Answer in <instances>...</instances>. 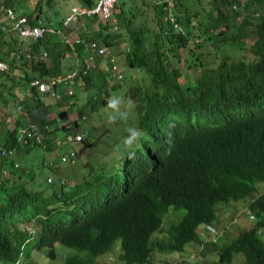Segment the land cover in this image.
Segmentation results:
<instances>
[{
    "label": "trees",
    "instance_id": "trees-1",
    "mask_svg": "<svg viewBox=\"0 0 264 264\" xmlns=\"http://www.w3.org/2000/svg\"><path fill=\"white\" fill-rule=\"evenodd\" d=\"M53 1L0 0V60L6 64L0 70V264L54 260L56 243L86 252L67 255L62 264H96L95 256L107 252L115 240L120 252L110 264H149L156 252L181 251L192 264H264V192L259 190L264 184V111L238 114L264 102V0H194L198 8H191L193 2H185L189 0H117L108 20L82 16L76 23L79 37L123 54L131 76L142 77L120 85L123 76L111 75L108 58L93 55L96 67L81 82H71L72 96L66 87L55 85L60 96L50 98L35 87L27 90L28 83L72 69L66 60L74 59L73 51L82 60L81 46L74 44L72 51L57 34L20 40L6 10L32 25L43 22L44 5ZM168 7L177 30L163 21ZM65 14L60 11L53 21L56 27ZM247 43L251 60L216 58L202 50L205 44L244 49ZM191 67H197V75L181 83L182 71ZM82 83L91 92L76 107ZM18 84L17 96L13 88ZM115 89L133 107L139 133L133 146L121 150L115 163L111 158L109 164L88 165L73 184L61 170L56 184L46 183L45 175L38 178L33 168L39 172L45 167L51 176L57 171L61 144L91 145L82 134L74 142L65 138L73 137L82 124L89 136L96 128L91 126L93 114L107 106ZM46 97L54 104L44 106ZM65 107L76 115L69 121L70 130L55 116V110ZM39 113L48 117L36 121ZM60 129L65 137L57 145L54 136ZM38 131L42 138L36 140ZM32 149L41 158H35L25 180L23 154ZM238 200L248 201L247 216L254 224L219 243V207ZM178 209H183L182 216L163 228V217ZM32 223L37 228H29ZM157 231L161 235H154ZM207 252L212 259L205 258ZM34 253L40 256L35 259Z\"/></svg>",
    "mask_w": 264,
    "mask_h": 264
},
{
    "label": "rangeland",
    "instance_id": "rangeland-1",
    "mask_svg": "<svg viewBox=\"0 0 264 264\" xmlns=\"http://www.w3.org/2000/svg\"><path fill=\"white\" fill-rule=\"evenodd\" d=\"M187 4H190L191 2H193L192 4H190L191 8H198V5L195 4L194 0H189V1H185ZM61 5V9L60 5ZM81 3V0H62L61 2L59 0H54L50 5L46 6L44 5V13L47 15L45 16V18L43 16H41L44 21L46 22H51L53 23V21L57 18L60 17V11L63 13H66L67 9L69 6L71 5H78ZM43 21V22H44ZM88 28L90 27L89 24H87ZM80 26L76 25L72 30L68 31V33L70 35H75L77 33L81 34L80 31ZM96 28L97 26H94V33H96ZM192 46V44H190ZM190 46V47H191ZM192 48V47H191ZM203 51L208 52L210 54V56H215L216 58L222 57V56H227L229 58L235 59L237 57H242L245 60H251L253 58V56L251 55L250 51L248 50V43L245 45L244 49H239L237 46H224L221 47V45L218 48H215L209 44H205L204 47L202 48ZM113 52V51H112ZM88 53H92V52H88ZM115 59L117 60V64H118V70L119 73L122 74V80L119 82V84H135V80H140L142 75H136V79H134L131 74L132 71L127 69L125 67V65L123 64V54H115L113 52ZM179 56H181V54H179ZM182 57H180L181 60ZM66 62L68 64H71L73 61L72 59H67ZM180 67H182L181 64H179ZM198 73V69L191 67L188 70H183L182 71V75L178 78V80L181 83H185L188 79H192V77L194 78ZM113 84V83H112ZM115 84V83H114ZM129 84V85H130ZM82 86L80 87V91L78 92L77 98L74 100V104L76 105V107H78L80 104H82V101H84L85 97L91 92V87L85 86L83 83L81 84ZM123 86V85H122ZM20 86L18 84V88L17 86L13 88L15 94L20 95L21 91H19ZM117 89H115L114 91H111V97L115 96L116 94L119 95L117 97H120L122 100V103L120 105V111L122 113L125 114V119H120L117 120L116 122H111L108 118V112H111L110 109L106 107H100L98 110V113L96 112L95 114H93L92 116V125H95L96 128L92 129L90 131H88L87 133H90L89 136H86L85 133V129H84V124L76 127L74 129L75 131V135H84L82 137V139H85L87 141H85V143L91 141V145L89 146H85L81 143H76L73 144V148L70 147V145H64L65 143L61 144V148L60 151L63 152L62 155L67 156L69 151L74 149V157H72L69 161H67L65 164L59 165L57 168V171L54 173L53 171H51L52 173V182L51 184H56L58 182H56V180L58 179L57 177V172L59 170V173H61V176L66 175V177H69L70 180L72 181H68L69 183L73 184V182L75 180H78L80 175L83 174V172L86 171V169L88 168V165H92L94 167L99 166L101 163L103 164H109L108 162L112 159V162L115 163L117 157H120V155H123V152H121V150L125 149L124 144L122 143L124 140V134L127 135L128 129L132 128L134 129V123H135V116H133V107L131 104V101L125 97L122 94V90L116 92ZM115 94V95H114ZM3 95L7 96L6 91H3ZM51 99L47 98L44 99V106L47 105H52L54 103H50ZM260 107L264 108V102L260 103V104H256L254 106H248L243 108L242 110H240L238 112V114H244V113H248L250 111H254L259 109ZM41 112V111H39ZM55 116L57 118V121L60 123H64V128H68V130H70V122L69 121H73L75 119V112L73 110L69 111L68 108H64V109H59V110H55ZM104 114V115H103ZM41 113H39L38 117H36V121L39 120ZM42 115L44 116V118L48 117L47 113H42ZM99 115V116H98ZM92 130H95V132H93ZM65 134V129H60L59 131L56 132L54 138L59 142L62 138H64ZM82 134V135H81ZM98 136H101L99 138V140L97 139ZM81 139V138H80ZM121 152V153H120ZM32 155H34L36 158L40 159L41 158V152L38 149H32L31 150ZM120 153V154H119ZM32 161V160H31ZM28 159H25L24 162L27 166V162H31ZM116 165V164H115ZM61 167V168H60ZM46 168H41L39 169V172L37 170H35L33 168L34 174L36 172V175H38V178L41 177V175H43L46 172ZM72 172V173H71ZM76 173H80L79 175L76 176ZM68 175V176H67ZM65 177V176H64ZM264 187V184H262ZM260 186V184H256V187L258 188ZM263 187L261 186L259 188V190H261L260 192H264ZM255 194V193H254ZM248 201H246L247 203ZM243 200H238L236 202L233 203V205L228 204L227 206L223 207H219L220 208V222L216 225V228L218 231H220V235L218 236V242L220 243L222 240L227 239L231 240V238H233L238 232L249 228L251 225L254 224V220H251L248 218L247 216V211H246V203L243 204ZM168 210H171V208H169ZM174 213L172 212H167V214L165 215V220L163 217L162 220V224L163 228H165L169 223L168 221L175 219L173 221H177L183 214V209H178L177 211H174ZM225 213H227L225 215ZM177 216V217H176ZM171 221V222H173ZM170 222V223H171ZM168 223V224H167ZM20 226H22L20 224ZM29 228H37V224L36 223H32L31 225L28 226ZM30 230V229H29ZM214 230V229H213ZM199 231V230H198ZM154 235H161L160 231H157L154 233ZM225 243V242H224ZM188 246V245H186ZM185 246V247H186ZM205 247V246H204ZM54 250H55V259L54 260H49V259H45L41 262V264H62V260L65 256L67 255H74V254H78L81 256H86V252H79L76 251L75 249L72 248H68L64 245H61L59 243H56L54 245ZM204 250V249H203ZM202 250V252H203ZM118 251L120 252V248H119V242L118 240H115L110 249L100 255H96V259L95 261L97 262L96 264H110V263H114L117 260V255H118ZM35 252V251H34ZM201 252V253H202ZM178 253H171V254H166V253H154V255L151 258V261L149 264H192L188 261L190 260H186L184 258V256L181 254L183 253V251ZM200 253V254H201ZM205 256V258L207 260L212 259V253L207 252L203 254ZM40 255L38 253H34V258L37 259ZM203 263H205V261H202ZM35 264H39V263H35ZM94 264V263H93Z\"/></svg>",
    "mask_w": 264,
    "mask_h": 264
},
{
    "label": "built area",
    "instance_id": "built-area-1",
    "mask_svg": "<svg viewBox=\"0 0 264 264\" xmlns=\"http://www.w3.org/2000/svg\"><path fill=\"white\" fill-rule=\"evenodd\" d=\"M116 1L117 0H96L91 5H85L81 3L78 5H72L68 8L66 14L62 17L59 27H56L51 22H42V21H37L36 23L29 25L24 16H15L10 9L6 10V16L12 20L11 29L12 31L16 32L17 37L20 40L25 41L26 38L36 39L38 37L43 36L44 34L60 35L63 43L67 44L72 51L74 44H80L82 53L93 51L95 55L107 56L108 63H110L109 67H110L111 75L115 76L116 78H120L121 74L118 72V68H117L118 64L110 48H108L105 45H100L96 43V41L93 39H85L79 37L76 34L72 36L68 33V31L72 30L75 27L76 23L80 20V17L82 16L84 17L96 16L102 22L108 20L111 17V8ZM163 21L168 22L173 29L176 30L179 29V25L176 22V17L169 7L165 11ZM15 54H16L15 52H11L10 56ZM42 55L45 57V52L42 53ZM73 55L74 58H77L75 57L76 56L75 51H73ZM5 67L6 64L4 63V61L0 60V70H2ZM95 67H96V63L94 61L93 55L92 53H88L86 58H84V60H80L79 63L74 68L64 72L63 74L52 75L48 78V80L45 81L40 79H32L28 83L27 90H29L30 87H35L38 92L48 93L50 98H58L60 95L55 93L54 86L62 85L67 88L66 94L68 96H72L73 91L70 88L71 82H73L74 84L81 82L82 78L85 75L89 74ZM71 101L72 100H69L70 103ZM31 127L34 128V126ZM18 131L20 133H25L22 127H20ZM28 133L30 132L27 131L26 134ZM34 138L36 140L42 138L39 131L38 133H36V136ZM80 138L81 136L78 134L74 135L73 137L67 136L65 138V142H74L80 140ZM55 143L57 145H60V142H58L57 140L55 141ZM1 154H3V152H1ZM73 156H74L73 150L69 151L67 156L64 155L58 156L57 166L64 164L69 158ZM52 164L53 163L49 161L47 164L48 168H50ZM45 181L46 183L52 182V176L51 175L46 176ZM205 228L214 235V231L210 226H205Z\"/></svg>",
    "mask_w": 264,
    "mask_h": 264
},
{
    "label": "clouds",
    "instance_id": "clouds-1",
    "mask_svg": "<svg viewBox=\"0 0 264 264\" xmlns=\"http://www.w3.org/2000/svg\"><path fill=\"white\" fill-rule=\"evenodd\" d=\"M94 40V39H93ZM102 45V44H100ZM106 46V45H105ZM109 48V47H108ZM111 50V49H110ZM112 51V50H111ZM113 53V52H112ZM114 55V54H113ZM98 56V55H97ZM100 57V56H98ZM104 57H107V56H104ZM108 58V57H107ZM105 62L108 63V60H106ZM117 62V60H116ZM109 70H110V67H109ZM121 74V73H120ZM122 76V74H121ZM121 78V77H120ZM122 103V100L120 97H117V96H113L112 98L109 99L108 103H107V108L111 110V112L109 113V120L111 122H116L117 120H120V119H125V114L122 113L120 111V105ZM262 103V102H261ZM260 104V103H259ZM254 111H264V108L260 107L259 109L257 110H254ZM128 132H129V135L124 139L123 141V144H124V147L126 149H130L133 144L138 140L139 138V133L136 129H132V128H129L128 129ZM46 178V177H45ZM207 226V225H204V227Z\"/></svg>",
    "mask_w": 264,
    "mask_h": 264
},
{
    "label": "crops",
    "instance_id": "crops-1",
    "mask_svg": "<svg viewBox=\"0 0 264 264\" xmlns=\"http://www.w3.org/2000/svg\"><path fill=\"white\" fill-rule=\"evenodd\" d=\"M96 0H94V2H95ZM156 1H163V0H156ZM72 6V5H71ZM70 7V6H69ZM68 7V8H69ZM44 21V20H43ZM80 21V20H79ZM44 22H46V21H44ZM91 28L92 27H89V30H88V32H89V34H91ZM76 35H78L79 36V33H77ZM123 48V47H122ZM121 48V49H122ZM82 53V52H81ZM87 54H88V52L87 53H82V56H81V59L82 60H84V58H86V56H87ZM92 55H95V53L92 51ZM72 59V58H71ZM72 63L70 64V65H72L73 66V68L79 63V61H80V58H74V59H72ZM68 64V63H67ZM107 66H108V69H109V66H110V63H107ZM105 69V68H104ZM118 72H119V70H118ZM80 86V85H79ZM82 86V85H81ZM36 117H38V115H36L35 116V119H36ZM40 118H44V116L41 114L40 115ZM23 122V120L20 122V123H22ZM35 156L34 155H32V153H31V151H28V152H26V153H24L23 154V159L25 160V159H28L29 161H31L30 163L29 162H27L28 164H27V166H26V173L24 174V179L25 180H27L28 178H29V174L32 172L31 170H32V167L34 166V164H35ZM28 168H30V169H28ZM45 168V167H44ZM43 175H45L44 177H46V176H48V175H50L49 174V170H46V172L43 174ZM32 181H30V183H31Z\"/></svg>",
    "mask_w": 264,
    "mask_h": 264
}]
</instances>
